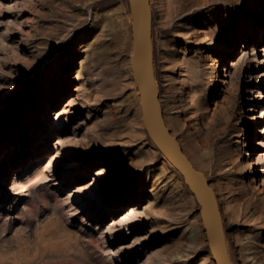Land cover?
<instances>
[{
	"label": "rangeland",
	"instance_id": "obj_1",
	"mask_svg": "<svg viewBox=\"0 0 264 264\" xmlns=\"http://www.w3.org/2000/svg\"><path fill=\"white\" fill-rule=\"evenodd\" d=\"M0 3V264H216L143 124L129 0ZM150 4L167 126L218 197L232 264H264V0Z\"/></svg>",
	"mask_w": 264,
	"mask_h": 264
},
{
	"label": "water",
	"instance_id": "obj_2",
	"mask_svg": "<svg viewBox=\"0 0 264 264\" xmlns=\"http://www.w3.org/2000/svg\"><path fill=\"white\" fill-rule=\"evenodd\" d=\"M129 4L134 41L132 77L140 94L145 130L160 152L181 173L195 196L214 262L232 264L218 197L207 176L194 166L165 121L155 75L150 0H129Z\"/></svg>",
	"mask_w": 264,
	"mask_h": 264
},
{
	"label": "bare ground",
	"instance_id": "obj_3",
	"mask_svg": "<svg viewBox=\"0 0 264 264\" xmlns=\"http://www.w3.org/2000/svg\"><path fill=\"white\" fill-rule=\"evenodd\" d=\"M262 1L263 0H260V4L262 3ZM260 4H259V6H260ZM259 6L254 7L253 11L256 12V13L260 12L262 10V8H260ZM133 51H134V49H133ZM131 61H132V57H131ZM137 90H138V88H137ZM139 96H140V94H139ZM261 96H262V98H264L263 94L260 95V97ZM204 146L201 144V145H199L198 149H205L203 152H201V156L203 158L207 159V166L215 174L216 181L219 182V183H223L222 180H226V179L228 180L229 177L232 175V173L231 172H226L224 170V168L226 167V164H225V162L223 160L219 159V151H218V149L216 148V150L215 149L214 150H209L207 145L205 147ZM259 165H260V161H259L258 158H256L255 160L252 161L251 168L256 169L257 166H259ZM228 170H232L231 167H229ZM135 212H136V209L133 206H128L126 208V210L124 212V217H125L126 221H128V223L131 222L132 217H133Z\"/></svg>",
	"mask_w": 264,
	"mask_h": 264
}]
</instances>
